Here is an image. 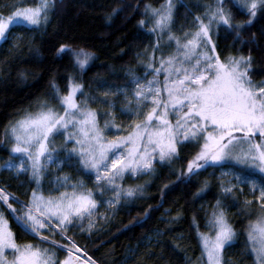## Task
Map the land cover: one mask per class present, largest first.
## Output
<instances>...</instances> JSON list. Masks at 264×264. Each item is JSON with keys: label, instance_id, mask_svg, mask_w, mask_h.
Masks as SVG:
<instances>
[{"label": "snow or ice", "instance_id": "snow-or-ice-1", "mask_svg": "<svg viewBox=\"0 0 264 264\" xmlns=\"http://www.w3.org/2000/svg\"><path fill=\"white\" fill-rule=\"evenodd\" d=\"M0 4L7 9V15L0 12V41H7L13 29L46 35L56 0H35L31 6H24L23 0L12 4L0 0ZM203 8V14L192 16L190 22L191 13L185 15L186 30L184 24L176 27L174 0H163L158 7L145 4L135 37L141 41L148 37L147 45L136 53L143 75L130 69L123 85L97 79L93 81L96 89L89 86L86 92L83 76L93 55L63 43L53 48L54 59L69 58L71 70L63 77V88L52 76L49 90L37 97L35 109H25L20 118L10 121L0 139L9 152L8 161L0 167L17 178L24 176L30 186L26 200L0 188V264H96L68 233L78 228L91 235L97 218L109 219L99 208L115 210L123 206L122 201L142 195L143 186H124L126 175H151L157 164L171 166L190 145L197 151L180 172L183 182L190 183L204 173L209 177L200 182L193 199L211 194V180L219 189L215 204L207 211L201 206L206 227L214 235L199 233L193 216L207 264H229L224 252L236 232L224 200L231 198L235 205L244 187L255 198L245 200L244 208L255 203L262 213L249 225L248 242L257 264H264V178L259 184L255 178L264 174V79H253L257 61L252 55L264 41V28L259 35L251 32L258 18L264 19V0H212ZM119 11L113 9L108 20ZM237 15L246 18L236 23ZM221 32L225 39H232L236 54L222 58ZM244 33L251 34L244 39ZM35 39L16 37L19 43L13 47H28L38 56L39 49L31 47ZM243 48L248 49L247 55ZM259 51L264 57V46ZM101 90L102 95L93 94ZM120 97L123 107L119 111L131 121L126 127L116 123ZM93 103L107 110H94ZM112 129L114 138L109 139L105 133ZM65 168L76 175L64 172ZM209 168L213 171L208 172ZM80 176H87L92 187ZM45 182L48 195L43 191ZM8 216L48 247L18 244L8 227ZM177 219L179 215L169 223ZM55 250L66 252L64 259H58Z\"/></svg>", "mask_w": 264, "mask_h": 264}, {"label": "trees", "instance_id": "trees-1", "mask_svg": "<svg viewBox=\"0 0 264 264\" xmlns=\"http://www.w3.org/2000/svg\"><path fill=\"white\" fill-rule=\"evenodd\" d=\"M18 2L19 0H3V3L8 4ZM34 2L35 0H23L24 6H31ZM211 2L212 0H174L176 27L184 24L187 30L185 15L191 13L188 15L190 22L192 16L203 14V5ZM161 3L163 0H56L46 35L41 37L39 33L13 29L7 41H0V139H3V130L10 121L20 118L25 109H35L37 97L49 90L48 83L52 76L55 75L57 83L63 88V77L71 70L68 68L69 58L54 59L52 53L53 48L61 43L68 44L75 50L84 49L93 55L89 69L83 76L86 92L89 86L96 89L94 80L123 85L130 69L135 72L142 70L136 53L147 45L148 37H143L142 41L135 39L139 31L138 21L144 18L145 4L158 7ZM113 9L120 11L109 21L108 17ZM0 12L7 15V9L2 4ZM245 18L237 15L235 22H243ZM262 28L264 19L258 18L251 26V32L259 35ZM250 34L244 33L243 38L247 39ZM19 36H35L31 47L39 49V55L35 56L28 47L15 49L13 45L19 43L16 40ZM218 44L222 58L229 53L236 54L232 39H225L223 32L220 33ZM261 46H264V41L259 42L252 52L257 61L253 76L256 81L264 79V57L259 51ZM243 54H248L247 48H243ZM21 73L25 74L23 78ZM90 107L97 110L94 103ZM196 151L190 145L181 151V159L171 166L157 164L155 173L151 175L126 176L124 186L141 185L142 195L127 203L122 201L123 206L115 210L105 212L103 207L102 213L109 219H98L97 228L91 235L81 233L78 228L72 229L68 235L75 239L81 249H86L96 264H200L202 249L193 216L199 225V233L204 232L205 211L209 205L215 204L214 196L219 189L215 180H211V194L204 199H193L200 182L209 178L208 173H204L193 178L190 183H184V178L180 176L181 170L186 168L187 160ZM8 158L9 152L0 145V161ZM212 171V168L208 169V172ZM64 172L76 175L73 169L65 168ZM216 174L219 175V171ZM79 178L86 181L89 188L92 187L87 176ZM21 184L24 186L21 187ZM165 184L170 185V188L164 189ZM0 188L13 193L20 200H26V193L30 191L24 176L17 178L3 170H0ZM43 191L44 194H49L47 182ZM239 195L237 193L235 205L231 198L224 200L227 218L236 232L231 245L225 249L224 257L229 264H257L248 242V229L262 214L255 203L244 208V200ZM202 205L205 211H201ZM14 207L19 206L14 204ZM166 212L170 215H166ZM177 215L179 219L169 223ZM8 226L18 244L31 243L42 248L48 247L26 234L11 216H8ZM56 239L65 243L59 237ZM55 251L58 259L62 260L66 255L62 254V250Z\"/></svg>", "mask_w": 264, "mask_h": 264}, {"label": "rangeland", "instance_id": "rangeland-1", "mask_svg": "<svg viewBox=\"0 0 264 264\" xmlns=\"http://www.w3.org/2000/svg\"><path fill=\"white\" fill-rule=\"evenodd\" d=\"M137 75H143V70H138V71H136L135 72ZM161 79H163V77L161 76ZM102 92H103V90H101L99 93H95L94 95H102ZM123 97H120V102H118L117 103V105H116V109H117V111L115 112V115H116V123L118 124V125H121V126H123V127H126L129 123H131V121L128 119V117L127 116H124V115H121V113H120V111H119V109L121 108V107H123ZM94 105L97 107V111H99V112H103V111H106L107 109H106V107L105 106H103V105H100V104H96V103H94ZM103 123H104V121H103V119H101L100 120V124H101V126L103 127ZM115 131V129H112L111 131H106V136L109 138V139H112V138H114L113 137V132ZM61 142V139L58 137L57 138V141H56V143L57 144H59ZM9 159V158H8ZM6 161H8V160H3V161H0V163H1V166L2 165H4L5 164V162ZM14 162H16V161H14ZM0 170H3V171H6V172H9L10 174H12L13 176H15V173L14 172H12V171H9V170H7L6 168H4V167H1L0 168ZM54 170V169H53ZM225 171H227V169H225ZM127 176V175H126ZM141 176V175H140ZM16 177V176H15ZM136 177H138V176H136ZM256 180H257V184H259L260 183V179L261 178H264V174H258L256 177ZM86 182V181H85ZM92 182V181H91ZM86 185L88 186V184L86 183ZM55 194V193H54ZM46 195V194H45ZM257 195H258V193H257ZM239 197L240 198H242L244 201L245 200H254L255 198H254V196L250 193V191H249V187H244V189H243V195H239ZM106 198V197H105ZM102 209H103V207H101V208H99V210H98V212L99 213H102ZM262 214V213H261ZM97 220H98V218H97ZM87 224V222L85 221V225ZM9 227V226H8ZM249 230V229H248ZM203 234H207V235H214V233H211V232H209V229L205 226V230H204V232H202ZM199 238H200V236H199ZM200 243H201V239H200ZM201 249H202V260H201V262H200V264H207V256H206V254L204 253V251H203V248H202V244H201ZM66 252H64V251H62V254H65ZM254 254V253H253ZM66 256V255H65ZM65 256H63V259H64V257ZM254 256H255V254H254ZM9 259H11V255H9ZM255 259H256V256H255Z\"/></svg>", "mask_w": 264, "mask_h": 264}]
</instances>
